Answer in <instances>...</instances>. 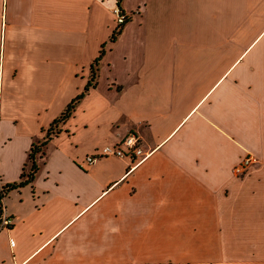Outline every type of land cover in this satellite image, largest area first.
Here are the masks:
<instances>
[{
  "label": "crops",
  "instance_id": "crops-1",
  "mask_svg": "<svg viewBox=\"0 0 264 264\" xmlns=\"http://www.w3.org/2000/svg\"><path fill=\"white\" fill-rule=\"evenodd\" d=\"M34 143L0 264H264V0H0L3 183Z\"/></svg>",
  "mask_w": 264,
  "mask_h": 264
},
{
  "label": "built area",
  "instance_id": "built-area-1",
  "mask_svg": "<svg viewBox=\"0 0 264 264\" xmlns=\"http://www.w3.org/2000/svg\"><path fill=\"white\" fill-rule=\"evenodd\" d=\"M110 12L116 26H120L128 18V15L122 12L117 5H114L110 9ZM133 12H138V10H134ZM147 154L148 153L143 152L140 147V138L138 135L135 132H128L120 139L118 144L104 145L96 152L85 155L82 158V161L86 164H90L96 160V158L101 156H114L117 158L125 157L131 159L130 168L140 163L147 156ZM249 164L250 157L246 156L233 166L232 173L236 177H242ZM3 185L4 183L0 180V192H2L0 197V231L9 228L11 225V218L7 215L5 210L4 198L6 195H4L3 192Z\"/></svg>",
  "mask_w": 264,
  "mask_h": 264
},
{
  "label": "trees",
  "instance_id": "trees-1",
  "mask_svg": "<svg viewBox=\"0 0 264 264\" xmlns=\"http://www.w3.org/2000/svg\"><path fill=\"white\" fill-rule=\"evenodd\" d=\"M116 33V31H114L111 36H110V40H112L114 38V34ZM100 54H101V50H100ZM100 54L93 60V63L90 65V69H91V75H90V78L87 82V84L84 86V89L83 91H86L87 88L92 85L93 83V79H94V76H95V66L99 60V56ZM83 93V92H82ZM81 94L77 95L65 108V110L63 112L60 113V115L54 119L50 125L47 127V129L45 130V135H44V141L41 142L40 144H44L45 141L49 138L50 134H52L53 132H56L57 128H56V125L59 123V122H62L63 120H65V118L68 117V115L70 114L72 108H73V105L74 103L81 97ZM39 149V146L36 145L35 143L34 144H31L30 146V150L28 152V160L31 164V167H30V171L29 173H27L25 176L28 178L26 180H21L22 179V176L24 175L23 172L21 173L20 175V181L17 182V183H12V184H6L4 183L3 185V192H4V195H6V193L16 187V186H22L24 184H26L30 179L31 177L33 176V173L35 172L36 170V167L33 163V157H34V154L38 151ZM2 195V192H0V197Z\"/></svg>",
  "mask_w": 264,
  "mask_h": 264
}]
</instances>
